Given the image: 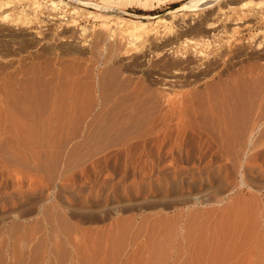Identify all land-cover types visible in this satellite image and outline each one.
<instances>
[{
	"label": "rangeland",
	"instance_id": "374dc122",
	"mask_svg": "<svg viewBox=\"0 0 264 264\" xmlns=\"http://www.w3.org/2000/svg\"><path fill=\"white\" fill-rule=\"evenodd\" d=\"M44 1L50 3L51 0ZM66 1V3H57L54 7L46 10L45 17L50 19V24L42 28L44 31L42 32L45 33L43 38H46L42 40L44 42L36 43V46L31 47L30 50L22 53L18 50L20 48H15L21 47L22 43H19L20 41L14 36L7 37L10 43L5 41L6 38H0V67L2 66L3 70L9 72H3L0 68V93L3 94L4 88L2 87L7 86L8 82L5 84L7 79L12 83L8 84V87L13 86L16 90L22 91V86L18 83L27 77L30 79V77L28 74L24 76L21 69L28 65H36L37 68L33 76H36L35 72H37V76L33 82L35 85L32 84V87L39 88L36 101H38L37 103L41 102L42 116L46 118V114L48 117L49 113H56L57 121H59V125L51 123L53 126H49V124L47 128L43 129L38 127L35 135H38V130L43 134L38 135L40 139L38 142L36 141L37 143L34 141L38 139V136H35L37 139H29V145L25 146L27 148L18 146L20 144L16 139L14 141L12 138L11 140H0V152L2 151L0 155V264H20L19 262L27 264L32 261H36L38 264H92L91 260H99L98 256H101L99 261H103L99 264H112L110 261L112 253L111 255L106 253V255V251L99 250L100 255L99 252L97 253L96 246H94L95 248L91 246L94 250L91 252L97 253L95 255L97 257L88 251L85 252L87 242L103 239L105 243L102 240L101 244L106 245V240L111 237L115 240H122V243H119L114 249L115 254L117 252L118 255L120 254V257H117L119 264H126L125 262L127 264H131V262H133L132 264H142L146 261L145 255H140L138 249L135 251L138 248L136 247L137 243L134 246L132 242L135 237H138L139 242L150 236L151 238H184L188 243H192L191 239L195 237H202L204 240L218 237L229 239L235 235V237L241 235L240 237L258 238L259 234H262L260 231L264 229V58L253 49L255 48V51L258 52L264 51L262 48L264 47V38L259 40L263 42H259L260 44H256L257 42L252 38L258 32L264 33V25H239V28L233 26L232 28H236V35H233L230 27H227L221 38L224 40L223 44L219 43L221 40L217 43L209 41L211 45L208 43L209 46H207L208 44L202 46L205 51L211 49L213 51L214 47L224 45L223 48L227 51L230 48L231 54L235 55L236 52L237 54L233 60L234 56L231 54H229L231 58L229 56L223 58L227 65H224L223 72L221 76L219 75L220 81L219 77L215 75L216 77H207V80L200 79V82L193 76L195 73L191 72V64H186V61H189L186 59H190V53L186 51L188 40L199 38V33L177 26L178 16L171 21L170 30L164 24L154 23L160 14L170 13L173 10L181 12L183 6L190 0H81L99 3L104 7L101 9L79 0ZM203 6V3L200 4L195 11L201 12ZM74 8L78 9L75 14H73ZM120 18L145 22L147 25L141 34L149 32L159 37L160 41L158 40V42L163 44L157 43V41L155 42L157 44L149 43L153 51L161 52L156 60L154 57V59L151 58L152 64L142 65L141 68L133 67V60L137 59L139 54L141 55L140 49L134 48L139 45V42L132 46L122 38L120 31L111 32L110 29ZM66 21L74 23V27L63 25L62 22L66 23ZM19 22L17 21V23ZM103 22L110 24L104 26ZM246 22H250V19ZM17 25L12 28L14 29L13 33L20 31L21 22ZM81 33H83L82 38H90L85 49L65 47V42H74L77 35ZM107 34L112 36L106 40ZM203 35H200L199 39H203L207 34L203 33ZM204 39L210 40V37L206 36ZM168 40H171L172 44L163 46V49L162 45H165ZM238 40L240 43L237 42ZM2 42L5 44L3 45ZM16 42H18L17 45ZM224 42L229 45L226 46ZM239 45L242 48L239 49ZM171 46L172 49L175 46L176 52L174 49L173 51L176 54L163 55L164 51ZM257 47L259 48L257 49ZM178 50H181V55L177 53ZM173 54L174 56H172ZM11 60L12 62H10ZM180 61L183 74L179 75L178 79L175 77L173 83L166 82L164 79L169 78L168 73L179 71L180 68L176 66ZM151 69L150 73L148 70ZM12 70L16 73L14 77ZM154 70L157 71L156 73H160V76ZM9 74L11 76H8ZM33 76L31 75V79ZM161 76L166 78H161ZM13 83L15 84L13 85ZM223 83L224 85L219 87ZM215 84L217 87L211 88ZM225 91L226 94L223 93ZM71 95L73 98L75 97V100L70 97ZM56 96H60L61 99L67 97L64 100V106L60 109L61 112H53ZM78 97H80V101ZM180 97L181 100H179ZM70 98H72L71 101ZM177 102L182 103L177 104L176 111L175 103ZM66 104L72 105L68 107ZM172 109L177 113L170 111ZM185 111L189 113L186 114ZM44 113L46 114L44 115ZM52 114L49 115L52 117ZM174 115H179L181 118L179 116V118L176 116L174 118ZM94 117L95 119H93ZM168 117L170 119L167 120ZM182 117H188V119ZM178 119L181 121L179 120L176 125L175 122ZM164 121L165 125L168 123L175 125L172 128L175 131V135L173 134L175 137L171 136L174 140L170 137L169 144L165 143L167 144L165 149L168 150L173 144L175 146L179 144V150L177 149V153L175 147V154L177 153L178 156L175 155L176 157L173 156V158L165 156L167 159L160 160L152 154L157 150L156 142L143 141L141 138L144 136L142 132L146 131L147 133L153 127V130H157L156 128L162 126ZM65 122L68 123L65 124ZM191 123L193 125H190ZM189 127L191 131H189ZM177 128L187 131L183 132L185 135L182 133L185 137L180 136L178 141H176ZM196 131L200 134H197ZM40 135L42 136L40 137ZM54 135L55 137H53ZM138 135H142L141 138ZM189 135L190 137H188ZM43 136L46 138L43 139ZM135 136H138L140 140H137ZM170 139L172 140L170 141ZM180 139L182 140L180 141ZM221 140L223 145L222 142L220 143ZM127 142L132 145L134 152L144 150L142 148L146 147L145 150L147 149L146 152L151 153V157L149 155H136L137 157H135L134 155L124 159L125 156L120 155L121 151L119 150L129 146L130 144H126ZM175 142L177 143L175 144ZM16 143L18 144L15 145ZM134 143L140 145L141 148L135 147ZM17 147L18 150L20 149L19 152L16 150ZM221 147L223 148L221 149ZM24 149L26 150L23 152L24 154H19ZM116 150L117 156L114 152ZM217 150L218 153L222 152L225 155L221 153V156H212L214 152L217 153ZM143 156L144 158H142ZM158 172L160 173L158 174ZM151 184H162L166 188V192L159 195L147 191L150 190L149 185ZM137 191L139 192L137 193ZM166 193L167 195H165ZM246 221L248 225H246ZM67 224L69 225L66 226ZM234 224H239L238 228L240 225L247 227L240 230ZM248 234L249 236H247ZM187 237L188 239H186ZM40 239L46 240V244L49 242L50 247L43 245L42 248H36V244L41 242ZM138 239L136 240L138 241ZM62 240L73 242L71 245L68 244L69 246H62L63 249L60 247L61 250L57 248L56 251L60 250V254L56 253L53 256L48 254L54 248L52 246L55 242L59 243ZM52 242L54 243L52 244ZM82 244L83 248H80ZM77 247L80 249L78 250ZM76 248L77 251L74 252ZM237 251L235 250L234 253ZM107 252L109 251L107 250ZM56 255L64 257L61 256L58 259L55 257ZM107 256L110 259L109 257L107 259ZM113 260L114 257H112ZM140 260L142 263H138ZM36 262L35 264H37Z\"/></svg>",
	"mask_w": 264,
	"mask_h": 264
},
{
	"label": "bare ground",
	"instance_id": "6f19581e",
	"mask_svg": "<svg viewBox=\"0 0 264 264\" xmlns=\"http://www.w3.org/2000/svg\"><path fill=\"white\" fill-rule=\"evenodd\" d=\"M77 1V0H76ZM79 1H81V0H79ZM67 1L66 0H51L50 1V3H47L46 1H44V0H0V38H3L4 37V39L6 38V40L5 41H7V42H9L8 40H7V37H9V36H14V38H16V39H18L20 42L19 43H22L21 45L20 44H18V45H20L21 47H15V48H20V49H18V50H20V51H22V53L23 52H26V51H28V50H30V48L31 47H35L36 46V43H38V42H44V41H42V40H44L46 37H44L43 38V36H44V34L45 33H43L44 31L42 30V28H43V26H45V25H47V24H50V19H48V18H46L45 17V12H46V10H48L49 8H51V7H54V5H56L57 3H66ZM81 2H83V3H85V4H87V5H91V6H95V7H99L100 9L101 8H104L103 7V5H100L99 3H95V2H91V1H81ZM45 3H47V4H45ZM203 3V8H202V10H201V12H196L195 10H196V8L200 5V4H202ZM90 6V7H91ZM89 7V6H88ZM106 7V6H105ZM98 8V9H99ZM181 11V10H180ZM195 11V12H194ZM78 12V9L77 8H74V11H73V14H75V13H77ZM96 15V14H95ZM179 17V23L177 24V26H179L180 28H182V29H184V30H186V29H188L189 31H191V32H197V33H199L198 35H199V38L201 37L200 35H203V33H205V34H207L206 36H208V37H210V40H208V39H199V38H197V39H190V40H188V49H186V51H189V53H190V59H186V60H189V61H186V64H191L190 65V67H191V72L192 73H195V74H193V76L195 77V78H197V79H206L207 80V77H210L211 78V76H214V77H216V76H218L219 77V75L221 76V73L223 72L222 71V69H223V67H224V65H227V64H225L226 62H224L223 61V58L225 59L226 57L225 56H229V54H231V51H229L230 50V48H229V50L227 51L225 48H223V46L224 45H220L221 43H222V41H224V40H221V38H222V34L224 33L223 31L227 28V27H230L232 30V33H234L233 35H236V28H239V25H241V26H243V25H245V26H248V25H252V24H256L257 26L259 25V24H261V25H264V0H190L189 2H187L184 6H183V9H182V11L181 12H179L178 10H173V11H171L170 13H166V14H160L159 15V17H157L156 19H155V21H154V23H157V24H164L165 26H166V28H168V30H170L171 29V26H170V23H171V21L173 20V18H175V17ZM46 18V19H45ZM248 19H250V22H246ZM17 21H20L21 22V25H20V31L17 33L16 31H15V33H13L12 31L14 30V29H12L13 27H14V25H17V24H19V23H17ZM71 22H73V21H71ZM58 24H59V22H58ZM60 24H61V22H60ZM62 24L63 25H65V26H68V27H74V23H69L68 21H66V23L64 22H62ZM108 24H110V23H108V22H103V25L104 26H106V25H108ZM146 23L145 22H140V21H135V20H131V19H127V18H120V19H118L117 21H116V23L115 24H113V26H111V32L112 31H116V30H118V31H120L121 32V34H122V38H124L129 44H133V45H136L138 42H139V45H137L136 47L134 46V48L135 49H137V50H139L140 49V52H141V55L139 54L137 57H135V58H137V59H134L133 61V67L134 66H145V65H147L148 63H151L150 62V60H151V58H155V60H156V58H158L159 57V55H160V53L161 52H159V53H157V52H155V51H153L152 49L153 48H151V46H150V44H154L156 41H157V43H160V42H158V40H159V37L158 36H155V34L153 33V34H150L149 32L148 33H146V34H141V32H142V30L143 29H145V27H146ZM18 26V25H17ZM16 26V27H17ZM233 26H236V28L234 27V28H232ZM238 26V27H237ZM240 26V27H241ZM15 28V27H14ZM43 31V32H42ZM188 32V31H187ZM226 32H227V30H226ZM75 33V32H74ZM237 33H239V32H237ZM82 34L83 33H81V34H79V35H77V37L75 38V40H74V42H70V41H67V42H65L64 44L66 45L65 47H69V48H84L85 49V45H87V42L89 41V39H87V38H82L81 36H82ZM111 34V33H110ZM110 34H107L105 37H106V40L108 39V38H110L112 35H110ZM51 35H53V34H51ZM93 35V34H92ZM197 35V34H196ZM204 36V35H203ZM10 37V38H11ZM84 37V36H83ZM237 37V36H236ZM13 38V39H14ZM48 38V37H47ZM53 38V37H52ZM98 38V37H97ZM101 38V37H100ZM235 38V37H234ZM241 38V37H240ZM264 38V33H256V34H254L253 35V41H255V42H257L256 44H260L259 42H261V41H259L260 39L262 40ZM12 39V40H13ZM49 39V38H48ZM47 39V40H48ZM74 39V38H73ZM238 39V38H237ZM46 40V41H47ZM67 40V39H66ZM102 40V39H101ZM172 40V39H171ZM171 40H168V41H166L165 42V45H162V47L163 46H170V44H172V42H171ZM221 40V42H219ZM235 40H236V38H235ZM3 41V40H2ZM11 41V40H10ZM16 41V40H15ZM14 41V42H15ZM94 41V40H93ZM103 41H104V39H103ZM160 41V40H159ZM209 41L210 42H219L220 44H218V45H220V46H216V47H214L215 48V50H213V51H205V50H203L202 48V46H204L205 44H208L209 43ZM241 41V40H240ZM62 42H64L63 40H62ZM96 42V41H95ZM105 42V41H104ZM162 42H164V41H162ZM212 42V43H213ZM237 42H239V40L237 41ZM242 42V41H241ZM3 43V42H2ZM10 43V42H9ZM17 43L18 42H16V45H17ZM89 43V42H88ZM127 43V44H128ZM150 43V44H149ZM157 43H155V44H157ZM187 43V42H186ZM185 43V44H186ZM226 43L227 42H224V44L226 45ZM240 43V42H239ZM261 43H263V42H261ZM5 43H3V45H4ZM43 44V43H42ZM99 44V43H98ZM160 44H163V43H160ZM210 44V43H209ZM209 44L207 45V46H209ZM223 44V43H222ZM255 44V43H254ZM15 45V46H16ZM41 45V44H40ZM54 45V44H53ZM58 45V44H57ZM90 45V44H89ZM96 45V44H95ZM132 45V46H133ZM146 45H148V46H146ZM211 45V44H210ZM217 45V44H216ZM229 44H227L226 46H228ZM235 45V44H234ZM237 45V44H236ZM241 45V44H240ZM239 45V49H240V46ZM243 45V44H242ZM8 47V45H5V47ZM52 46V45H51ZM63 46V45H62ZM146 46V47H145ZM245 46V45H244ZM243 46V47H244ZM256 46V45H255ZM2 47V46H1ZM4 47V48H5ZM38 47V46H37ZM61 47V46H60ZM96 47V46H95ZM98 47H99V45H98ZM98 47H96L97 49H99ZM127 47V46H126ZM131 47V46H130ZM155 47H156V45H155ZM158 47V46H157ZM161 47V46H160ZM184 47V46H183ZM254 47V46H253ZM52 48H53V46H52ZM68 48V49H69ZM129 48V47H128ZM132 49H133V47H131ZM131 48H130V50H128L129 51V53H130V51H131ZM180 48V47H179ZM178 48V49H179ZM186 48V47H185ZM207 48V47H206ZM213 48V49H214ZM227 48V47H226ZM236 48V47H235ZM242 48V47H241ZM259 47H257V49H258ZM262 48H264V47H262ZM3 49V48H2ZM34 49H36V48H34ZM74 49V50H75ZM80 49V50H81ZM163 49H164V47H163ZM166 49V48H165ZM172 49V46H171V48H167L165 51L164 50H162V48H161V50L162 51H164V53H163V55H165V56H167V55H171V53H174V51H173V49L175 50V52H176V48H175V46L173 47V49ZM244 49V48H243ZM4 50V49H3ZM11 50V49H10ZM83 50V49H82ZM137 50H135V51H137ZM159 50V49H158ZM158 50H156V51H158ZM160 50V51H161ZM261 50V49H260ZM8 51V50H7ZM12 51V50H11ZM72 51V50H71ZM181 51V50H180ZM180 51L178 50V52L177 53H179V55H181L180 54ZM233 52H234V50H232ZM236 51H241V50H236ZM242 51H244V50H242ZM241 51V52H242ZM246 51V50H245ZM253 51L254 52H256L257 54H259V55H262L263 56V58H264V51H261V52H258L257 50L255 51V48L253 49ZM2 52H4V51H2ZM19 52V51H18ZM127 52V51H126ZM140 52H138V53H140ZM182 52H183V50H182ZM8 53V52H7ZM137 53V54H138ZM185 53V52H184ZM184 53H182V55L184 54ZM240 53V52H239ZM238 53V54H239ZM18 54H20V53H18ZM174 54H176V53H174ZM174 54L172 55V56H174ZM236 54H237V52H236ZM235 54V55H236ZM251 54V53H250ZM253 54H255V53H253ZM256 54V55H257ZM4 55H6L7 56V54H4ZM231 55H233V54H231ZM235 55H233L234 56V58H232V60L233 59H235ZM241 55V54H240ZM14 56V55H13ZM17 56V55H16ZM184 56V55H183ZM185 56H186V54H185ZM232 56V57H233ZM242 56V55H241ZM250 56V55H249ZM252 56V55H251ZM10 57V56H9ZM27 57H29V56H27ZM230 58H231V56H229ZM229 57H227L228 59H229ZM25 58V57H24ZM31 59L33 58V56L32 57H30ZM39 58V57H38ZM153 58V59H154ZM177 58V57H176ZM180 58V57H179ZM178 58V59H179ZM187 58H188V56H187ZM236 58H238L237 56H236ZM240 58V57H239ZM255 58V57H254ZM257 58V57H256ZM173 59V58H172ZM8 60V59H7ZM28 60V59H27ZM159 60V59H158ZM174 60V59H173ZM179 60H181V59H179ZM183 60V59H182ZM170 61V60H169ZM172 61V60H171ZM177 61V60H176ZM185 61V60H184ZM184 61H183V63H184ZM231 61V60H230ZM10 62H12V60L10 61ZM14 62V61H13ZM173 62V61H172ZM175 62V61H174ZM8 63H9V61H8ZM33 63V62H32ZM36 63V62H35ZM160 63V62H159ZM162 63H164V62H162ZM176 63V62H175ZM228 63V62H227ZM152 64V63H151ZM168 64V63H167ZM181 64H182V62L180 61L179 63H178V65L176 66V67H178V68H180V69H178L179 71H177V72H173V73H168L169 75V78L168 79H164L166 82H169V83H171L172 81H174V78L175 77H177V79H178V76L179 75H181V74H183V72H182V70H183V68L182 67H180L181 66ZM21 65V64H20ZM26 65V64H25ZM149 65V64H148ZM185 65V64H184ZM184 65H182V66H184ZM255 65H257V64H255ZM254 65V66H255ZM5 66H7V65H5ZM10 67H11V64L9 65ZM14 66V65H13ZM22 66H23V64H22ZM158 66V65H157ZM157 66H155L156 68H157ZM163 66H165V64H163ZM167 66V65H166ZM174 66H175V64H174ZM188 66V65H187ZM253 66V65H252ZM251 66V67H252ZM253 66V67H254ZM259 66V65H258ZM257 66V67H258ZM2 67V66H1ZM0 67V68H1ZM8 67V66H7ZM150 67H152V66H150ZM149 67V68H150ZM154 67V66H153ZM250 67V68H251ZM252 67V68H253ZM6 68V67H5ZM36 68H37V66L36 65H31V66H29L28 65V67H26L25 66V68H22L21 70H22V73H24V76L26 75V74H28V76L30 77V79L27 77L25 80H23V81H21V83H18V84H21L20 86H22L21 87V90L22 91H18V90H16L15 88H13V86H11V87H8V84H12V83H10L9 81H7V80H9V79H5L6 81H5V84H6V82H8L7 83V86H4V87H2V88H4L3 89V94H1V96H0V140H2V139H4V140H8V139H10L11 140V138H12V140L14 141V139H16L17 141H19V144L20 145H18V146H23V148L25 147V146H28L29 145V143H28V141H30L29 139H32V138H36L37 139V137H35V136H38L39 134H43V133H39V130H38V135H35V133L37 134V129H38V127H40V128H44V127H48V125L49 126H53L54 124H57V125H59L58 123H59V121H57V119H58V116H57V118H56V113H54V114H52V113H49V114H52L53 116L51 117L49 114H48V117L46 116L47 114L46 113H48V112H46V113H44V115H45V117L46 118H44L43 116H42V109H43V107H42V105H41V102L39 101V103H37L38 101H36L37 100V98H38V94H39V91H37V89H39V88H35V87H32V84H34L33 82H35L34 81V79L36 78V76H37V72H35L36 73V76H33V74H34V71L36 70ZM141 68V67H140ZM147 68V67H146ZM149 68H147V69H149ZM169 68V67H168ZM8 69H10V68H8ZM39 69V68H38ZM157 69H159V68H157ZM162 69H163V67H162ZM167 69V68H166ZM188 69V68H187ZM1 70H3L2 68H1ZM19 70H20V68H19ZM21 70H20V73H21ZM160 70V69H159ZM169 70V69H168ZM5 70H3V72H4ZM7 72H8V70H6ZM5 71V72H6ZM11 71V70H10ZM15 71V70H14ZM38 71V70H37ZM142 71V70H141ZM149 72L150 71H152V69L151 70H148ZM12 72H13V70H12ZM138 72V71H137ZM154 72H155V70H154ZM157 72V71H156ZM155 72V73H156ZM160 72H161V70H160ZM168 72V71H167ZM9 73V72H8ZM40 73V72H39ZM133 73V72H132ZM151 73V72H150ZM149 73V74H150ZM2 74V73H1ZM6 74V73H5ZM11 74V73H10ZM8 75V76H11V75ZM16 73H14L13 72V77H14V75H15ZM17 74H18V72H17ZM30 74V75H29ZM149 74H148V76H149ZM153 74V73H152ZM151 74V75H152ZM156 74H160V73H156ZM162 74V73H161ZM165 74H166V72H165ZM187 74V73H186ZM7 75V74H6ZM20 75V74H19ZM31 75L33 76L32 77V79H31ZM143 75V74H142ZM154 75V74H153ZM163 75V74H162ZM216 75V76H215ZM240 75V74H239ZM27 76V75H26ZM156 76V75H155ZM154 76V77H155ZM160 76V75H159ZM189 76V75H188ZM21 77V76H20ZM164 76H161V78H163ZM187 77V75L185 76V78ZM239 77V76H238ZM243 77V76H242ZM11 78V77H10ZM164 78H166V77H164ZM234 78H236V77H234ZM241 78V77H240ZM13 79V78H12ZM21 79V78H20ZM29 79V80H28ZM158 79V78H157ZM176 79V80H177ZM220 77H219V81H220ZM223 79V78H222ZM189 80V79H188ZM233 80V79H232ZM140 81V80H139ZM234 81V80H233ZM14 82V81H13ZM157 82V81H156ZM165 82V83H166ZM177 82H178V80H177ZM191 82V81H190ZM199 82V81H198ZM200 82H201V80H200ZM203 82H205V81H203ZM215 82H216V80H215ZM222 82H224L223 80H222ZM221 82V83H222ZM226 82V81H225ZM163 83V82H162ZM173 83V82H172ZM192 83V82H191ZM194 83V82H193ZM196 83H197V80H196ZM195 83V84H196ZM220 83V82H219ZM228 83V82H227ZM15 83H13V85H14ZM17 84V85H18ZM166 84H168V83H166ZM165 84V85H166ZM179 84H181L180 83V81H179ZM199 84V83H198ZM205 84V83H204ZM209 84V83H208ZM208 84H207V87H208ZM218 84V83H217ZM226 84V83H225ZM35 85V84H34ZM172 85V84H171ZM212 85V84H211ZM211 85H209V86H211ZM219 85V84H218ZM224 85V83L222 84V85H220L219 87H222ZM227 85V84H226ZM175 86V85H174ZM217 87V85L215 84V85H213V86H211V88H213V87ZM228 86V85H227ZM66 87V86H65ZM141 87V86H140ZM140 87H138V88H140ZM166 87V86H165ZM185 87H187V86H185ZM192 87V86H191ZM199 87V86H198ZM225 87V86H224ZM223 87V88H224ZM172 88V87H171ZM174 88H176V87H174ZM182 88H184V87H182ZM1 89V88H0ZM202 89V88H201ZM207 89H209V88H207ZM221 89V88H220ZM66 90V89H65ZM74 90H76V89H74ZM73 90V91H74ZM78 90V89H77ZM139 90V89H138ZM138 90H137V92H138ZM195 90V89H194ZM197 90V89H196ZM217 90H219V89H217ZM222 90V89H221ZM2 91V90H1ZM63 91H64V89H63ZM190 91V90H189ZM220 91V90H219ZM222 91H224V89L222 90ZM228 91V90H227ZM38 92V93H37ZM53 92V91H52ZM51 92V93H52ZM77 92V91H76ZM75 92V93H76ZM140 92V91H139ZM143 92V91H142ZM194 92V91H193ZM214 92V91H213ZM229 92V91H228ZM42 93V92H41ZM66 93V92H65ZM188 93V92H187ZM224 94H226V91L225 92H223ZM63 94H64V92H63ZM73 94V93H72ZM79 94H81V93H79ZM137 94V93H136ZM142 94V93H141ZM176 94H178V93H176ZM58 95H61V94H58ZM199 96H200V94H198ZM218 95V94H217ZM48 96V95H47ZM74 96H76L75 94H74ZM175 96V95H174ZM188 96V95H187ZM222 96V95H221ZM227 96V95H226ZM44 97V96H43ZM42 97V98H43ZM57 97V96H56ZM66 97V96H65ZM70 97H72L73 98V96L71 95ZM77 97V96H76ZM182 97V96H181ZM181 97H180V99L179 100H181ZM59 98V99H58ZM64 98V97H63ZM67 98V97H66ZM66 98H64V99H61L60 98V96L59 97H57V100L55 101V105H54V108H53V112H57V111H60V109H61V107L62 106H64V100L66 99ZM68 98H69V96H68ZM72 98H70L69 100L71 101L72 100ZM79 98L80 97H78V100H79ZM175 98H177V97H175ZM174 98V99H175ZM186 98H188V97H186ZM197 98V97H196ZM221 98V97H220ZM74 100H75V97L73 98ZM170 99V98H169ZM173 99V100H174ZM183 99V98H182ZM68 100V101H69ZM73 100V101H74ZM188 100H189V98H188ZM198 100V99H197ZM69 101V102H70ZM80 101V100H79ZM183 101V100H182ZM207 101V100H206ZM42 102H44V100L42 99ZM172 102H174V101H172ZM172 102H171V104H172ZM176 102V101H175ZM46 103V102H45ZM54 103V102H53ZM71 103V102H70ZM170 103V102H169ZM169 103H167V104H169ZM180 103H182V102H180ZM180 103H175L176 104V111H177V109H178V105H180ZM85 104V103H84ZM178 104V105H177ZM72 105V104H71ZM70 105V106H71ZM78 105V104H77ZM173 106H175L174 105V103L172 104ZM46 106V105H45ZM44 106V107H45ZM51 106V105H50ZM66 106H68V107H70L68 104H66ZM82 106V105H81ZM85 106V105H84ZM87 106V105H86ZM189 106V105H188ZM224 106V105H223ZM74 107V106H73ZM76 107H78V106H76ZM80 107V106H79ZM226 107V106H225ZM48 109H49V107H47ZM52 108V107H51ZM75 108V107H74ZM182 108H183V104H182ZM181 108V109H182ZM192 108V107H191ZM220 108H221V106H220ZM83 109H84V107H83ZM92 109V108H91ZM167 109V108H166ZM169 109V108H168ZM171 109V108H170ZM185 110H187V108H184ZM183 109V110H184ZM45 110H46V108H45ZM67 110H69V109H67ZM70 110H71V108H70ZM69 110V111H70ZM73 110V109H72ZM69 111H67V112H69ZM76 111H78V110H76ZM83 111V110H82ZM170 111H172V112H174L173 111V109L172 110H170ZM182 111V110H181ZM189 111H190V109H189ZM51 112V111H50ZM61 112V111H60ZM66 112V111H65ZM71 112V111H70ZM69 112V113H70ZM171 112V113H172ZM219 112V111H218ZM226 112V111H225ZM64 113V112H63ZM78 113V112H77ZM165 113H167L166 111H165ZM175 113V112H174ZM177 113V112H176ZM175 113V114H176ZM184 113H186V114H188L186 111L184 112ZM184 113H182V114H184ZM222 113V112H221ZM181 114V113H180ZM179 114V115H180ZM66 115V114H65ZM80 115V114H79ZM94 115V114H93ZM168 115V114H167ZM178 115V116H179ZM222 115V114H221ZM50 116V117H49ZM71 116H72V114H71ZM74 116H75V114H74ZM95 116V115H94ZM106 116H108V115H106ZM168 116H172V115H168ZM175 116L176 115H174V118H175ZM178 116H176V118H179ZM184 116V115H183ZM187 116V115H186ZM189 116H190V114H189ZM225 116H227L226 114H225ZM81 117H82V115H81ZM84 117H85V114H84ZM109 117V116H108ZM161 117V116H160ZM163 117V116H162ZM222 117V116H221ZM59 118H60V116H59ZM62 118V117H61ZM70 118V117H69ZM68 118V119H69ZM172 118V117H171ZM181 118V117H180ZM182 118H184V119H188V117L187 118H185V117H182ZM223 118V117H222ZM74 119H75V117H74ZM80 119V118H79ZM93 119H95V117L93 118ZM164 119V118H163ZM168 119H170V117H168L167 118V120ZM59 120H61V119H59ZM63 120V119H62ZM85 120V119H84ZM162 120V119H161ZM180 119H178L175 123H176V125H177V122L179 121ZM183 120V119H182ZM197 120V119H196ZM71 121V120H70ZM104 121V120H103ZM159 121H160V118H159ZM181 121V120H180ZM190 121V120H189ZM229 121V120H228ZM75 122V121H74ZM78 122V121H77ZM174 122V121H173ZM51 123H53V125L51 124ZM68 122H65V124H67ZM84 123V122H83ZM82 123V124H83ZM162 123H163V120H162ZM166 123H167V121H166ZM198 123V122H197ZM227 123V122H226ZM225 123V124H226ZM63 124V123H62ZM76 124V123H75ZM88 124V123H87ZM100 124V123H99ZM104 124V123H103ZM186 124H188V123H186ZM224 124V125H225ZM61 125V124H60ZM70 125V124H69ZM155 125V124H154ZM160 125H162V124H160ZM172 125V124H171ZM170 125V123H168V124H166L165 125V121H164V124L162 125V126H160L159 128L157 127L156 129L157 130H153V128H152V130H153V132H151L152 130H150L149 132H151V133H149L148 131H147V133H146V131H145V133H146V136H145V133H143L142 132V134H144V136H142V138H141V136H139V138H141V140H143V141H147V140H152L151 141V143L154 141V143H155V145H157V150L155 151V149H154V151H155V153H152V154H154L155 156H157V158H159L160 160L161 159H164L165 158V156H171L172 158H173V156H175V155H177V153H178V151H177V149L179 150V147H178V145L177 146H175L174 144L172 145L171 143H170V145H172V146H170L169 147V149L168 150H166L165 149V146L167 145V144H165L166 142L168 143V140H169V138L175 133V131H174V129H172L173 128V126H175V125H172L171 126ZM185 125V124H184ZM190 125H193L192 123L190 124ZM227 125H228V123H227ZM64 126V125H63ZM84 126V125H83ZM87 126H89V125H87ZM101 126V125H100ZM187 126V125H186ZM220 126V125H219ZM55 127H57V126H55ZM114 127V126H113ZM179 127V126H178ZM182 128H184L185 126H181ZM231 127V126H230ZM45 128V129H46ZM58 128V127H57ZM62 128V127H61ZM94 128V127H93ZM187 128H188V126H187ZM193 128H195V127H193ZM226 128H228L227 126H226ZM232 128V127H231ZM230 128V129H231ZM52 129V128H51ZM60 129V128H59ZM90 129V128H89ZM198 129H200V128H198ZM188 130V129H187ZM197 130V129H196ZM229 130V129H228ZM255 130V129H254ZM45 131V130H44ZM49 131H50V129H49ZM55 131H58V130H55ZM129 131V130H128ZM184 131H186V130H181V129H179V128H177V135H176V141H178L179 139V137L181 136V137H183V135H185L184 133ZM189 131H191L190 130V127H189ZM195 131V130H194ZM198 131V130H197ZM196 131V132H197ZM219 131V130H218ZM231 131H232V129H231ZM250 131V130H249ZM54 132V131H53ZM93 132V131H92ZM184 132V133H183ZM187 132V131H186ZM226 132H227V130H226ZM225 132V133H226ZM236 132V131H235ZM49 133V132H48ZM86 133V132H85ZM138 133V132H137ZM149 133V134H148ZM182 133H183V135H182ZM225 133H223V134H225ZM228 133V132H227ZM226 133V134H227ZM45 134V133H44ZM52 134V133H51ZM139 134H140V131H139ZM148 134V135H147ZM187 134V133H186ZM190 134V133H189ZM197 134H200V133H198L197 132ZM203 134V133H202ZM219 134V133H218ZM217 134V135H218ZM222 134V133H221ZM233 134V133H232ZM235 134V133H234ZM46 135V134H45ZM57 135V134H56ZM79 135V134H78ZM77 135V136H78ZM90 135V134H89ZM88 135V136H89ZM91 135H92V133H91ZM90 135V136H91ZM94 135V134H93ZM97 135V134H96ZM175 135V134H174ZM173 135V137H175ZM194 135V134H193ZM196 135V134H195ZM231 135V134H230ZM42 135H40V137H41ZM47 136V135H46ZM111 136V135H110ZM118 136V135H117ZM138 136H135V137H137L136 139L137 140H140L139 138H138ZM202 136V135H201ZM226 136H228V135H226ZM225 136V137H226ZM232 136V135H231ZM234 136V135H233ZM49 137V136H48ZM53 137H55V135L53 136ZM95 137V136H94ZM122 137H124V136H122ZM133 137V136H132ZM131 137V138H132ZM173 137H171L172 139H173ZM180 137V138H181ZM185 137V136H184ZM183 137V138H184ZM188 137H190V135L188 136ZM219 137V136H218ZM250 137H251V135H250ZM46 138V137H45ZM44 138V136H43V139H45ZM87 138V137H86ZM99 138V137H98ZM130 138V137H129ZM227 138V137H226ZM230 139H231V137H229ZM234 138V137H233ZM40 138H39V136H38V139L37 140H35L34 142L35 143H37L38 142V140H39ZM85 139V138H84ZM88 139V138H87ZM120 139V138H119ZM135 139V140H136ZM172 139H170V141L172 140ZM188 139H190V138H188ZM229 139V140H230ZM9 140V141H10ZM42 140V139H41ZM49 140V139H48ZM47 140V141H48ZM89 140V139H88ZM127 140H129V139H127ZM131 140V139H130ZM134 139H132L131 141H133ZM136 140V141H137ZM174 140V139H173ZM182 139H180V141H181ZM237 140V139H236ZM12 141V142H13ZM16 141V142H17ZM37 141V142H36ZM43 141V140H42ZM90 141V140H89ZM131 141H129V142H131ZM169 141V142H170ZM231 141H232V139H231ZM40 142V141H39ZM82 142V141H81ZM87 142V141H86ZM111 142V141H110ZM123 142V141H122ZM126 142V141H125ZM129 142H127L126 144H130ZM138 142V141H137ZM148 142V141H147ZM147 142L145 143L146 145H147ZM174 142V141H173ZM172 142V143H173ZM219 142V141H218ZM222 142V140L220 141V143ZM1 143H3V142H1ZM7 144H8V142H6ZM14 143V142H13ZM34 143V144H35ZM41 143V142H40ZM140 143V142H139ZM150 143V142H149ZM177 142H175V144H176ZM219 143V144H220ZM6 144V145H7ZM12 144V143H11ZM18 143H16L15 145H17ZM123 144V143H122ZM121 144V145H122ZM135 144V143H134ZM133 144V145H134ZM137 144V143H136ZM135 144V145H136ZM141 144V143H140ZM145 144H143L142 143V145H145ZM169 144V143H168ZM188 144V143H187ZM38 145V144H37ZM124 145V144H123ZM122 145V146H123ZM134 145V146H135ZM141 145V146H142ZM149 145H151V144H149ZM183 145V144H182ZM184 145H186V144H184ZM221 145V144H220ZM222 145H223V142H222ZM125 146V145H124ZM133 146V147H134ZM138 145H136L135 147H137ZM169 146V145H168ZM8 147V146H7ZM138 147H140V145L138 146ZM137 147V148H138ZM145 147V146H144ZM148 147V146H147ZM175 147H176V154H175ZM229 147H231V146H229ZM6 148V147H5ZM25 148H27V147H25ZM40 148V147H39ZM117 148V147H116ZM141 148V147H140ZM146 148V147H145ZM145 148H142V149H144V150H141V151H135L134 152V150L132 149V145L130 144L129 146H125L124 147V149H123V147H122V150L120 149L119 151H121V153H120V155L122 154V155H124L125 157H124V159H128L127 157H129V156H134L135 155V157H137V156H142V155H146V156H150V154L151 153H148V152H146L147 151V149L145 150ZM151 148H153L152 146H151ZM184 148V147H183ZM223 147H221V149H222ZM8 149V148H7ZM31 149H33V148H31ZM47 149V148H46ZM136 149V148H135ZM185 149V148H184ZM226 149V148H225ZM225 149H223L224 151H225ZM1 150V149H0ZM2 150H4L3 149V147H2ZM17 152H19V150H18V147H17ZM138 150V149H137ZM140 150V149H139ZM150 150V149H149ZM210 150V149H209ZM216 150V149H215ZM219 150V149H218ZM217 150V153L216 152H214V154H212V156L213 155H215V157L216 156H221L222 154L221 153H218L219 151ZM11 151V150H10ZM13 151V150H12ZM24 151H26L25 149L21 152L20 151V153L19 154H21L22 153V155L24 154L23 152ZM28 151V150H27ZM48 151V150H47ZM118 151V152H119ZM152 151V150H151ZM150 151V152H151ZM211 151V150H210ZM2 152V151H1ZM1 152H0V155H1ZM115 153L117 152V150L116 151H114ZM212 152V151H211ZM230 152V151H229ZM11 153V152H10ZM15 154H16V152H14ZM111 153V152H110ZM113 153V152H112ZM114 153V154H115ZM207 153V152H206ZM14 154V155H15ZM34 154V153H33ZM114 154H112V156L113 157H115L114 156ZM202 154V153H201ZM205 154V153H204ZM10 155V154H9ZM12 155H13V152H12ZM28 155V154H27ZM108 155V154H107ZM111 155V154H110ZM109 155V156H110ZM137 155V156H136ZM223 155H225V154H223ZM11 156V155H10ZM46 156V155H45ZM116 156H117V153H116ZM178 156V155H177ZM205 156V155H204ZM211 156V155H210ZM106 157V156H105ZM111 157V156H110ZM112 157V158H113ZM120 157V156H119ZM119 157H117V158H119ZM122 157V156H121ZM151 157V156H150ZM149 157V158H150ZM167 157L165 158V159H167ZM176 157V156H175ZM222 157H224V156H222ZM253 157V156H252ZM106 158H108V157H106ZM105 158V159H106ZM131 158H133V157H131ZM130 158V159H131ZM141 158V157H140ZM142 158H144V156L142 157ZM156 158V157H155ZM179 158V157H178ZM212 158H214V157H212ZM134 159V158H133ZM154 159V158H153ZM214 159H216V158H214ZM144 160V159H143ZM253 160V159H252ZM251 160V161H252ZM136 161V160H135ZM139 161V160H138ZM164 161V160H163ZM160 162V161H159ZM162 162V161H161ZM254 162V161H253ZM175 163V162H174ZM154 165V164H153ZM178 166V165H177ZM154 167V166H153ZM176 167V166H175ZM179 167V166H178ZM177 167V168H178ZM176 168V169H177ZM250 168V167H249ZM171 169V168H170ZM179 169H181V168H179ZM97 171V170H96ZM182 171H183V169H182ZM160 172H158V174H159ZM163 174V173H162ZM144 175H146L145 173H144ZM216 175V174H215ZM228 175V174H227ZM143 177V176H142ZM175 177V176H174ZM223 177V176H222ZM222 177H221V179H222ZM167 178V177H166ZM179 178V177H178ZM216 178V177H215ZM168 179V178H167ZM218 179V178H217ZM228 179V178H227ZM160 180V179H159ZM219 180V179H218ZM224 180V179H223ZM218 183V182H217ZM174 184V183H173ZM210 184V183H209ZM220 184V183H219ZM218 184V185H219ZM221 185V184H220ZM173 186H176V185H173ZM190 186V185H189ZM149 187H150V190H147V191H149V192H151V193H157V194H163V193H165L166 192V188L162 185V184H151V185H149ZM172 187V186H171ZM133 188V187H132ZM129 189H131V188H129ZM139 189V188H138ZM168 190V189H167ZM174 190H176L175 188H174ZM131 191H132V189H131ZM131 191H130V195H131ZM141 191H143L142 189H141ZM133 192H135L134 190H133ZM139 191H137V193H138ZM169 192V191H168ZM143 193V192H142ZM148 194V193H147ZM127 195V194H126ZM144 195V194H143ZM165 195H167V193L165 194ZM164 195V196H165ZM118 196V195H117ZM145 196V195H144ZM133 198V197H132ZM132 200V199H131ZM78 202V201H77ZM90 203V202H89ZM96 203V202H95ZM94 203V204H95ZM82 206V205H81ZM118 209V208H117ZM111 212V211H110ZM109 214V213H108ZM94 216V215H93ZM92 216V217H93ZM51 218H52V216H51ZM94 218V217H93ZM98 218V217H97ZM89 219V218H88ZM93 220V219H92ZM90 221V220H89ZM95 221V220H94ZM94 221H92V222H94ZM63 222H64V220H63ZM240 222V221H239ZM51 223V222H50ZM65 223V222H64ZM246 223H247V221H246ZM245 223V224H246ZM133 224V223H132ZM69 224H67L66 226H68ZM234 225H236V224H234ZM237 225H239V224H237ZM236 225V228H238V226ZM246 225H248V223L246 224ZM246 225H240L239 226V228H240V230H241V228H245V227H247ZM65 226V227H66ZM141 226V225H140ZM254 226V225H253ZM251 227V226H250ZM62 228V227H61ZM67 228V227H66ZM71 228H72V226H71ZM238 228V229H239ZM264 228V227H263ZM247 229V228H246ZM246 229H244V230H246ZM67 231H68V229H66ZM70 230V229H69ZM244 230H242V231H244ZM258 230V229H257ZM65 231V230H64ZM252 231V230H251ZM255 231V230H254ZM260 231V230H259ZM253 232V231H252ZM260 233H262L261 235L259 234V237L257 238V237H253V238H251V237H240V236H238V237H232V238H229V239H227V238H222L221 237V239L218 237V238H213V239H205L204 240V238L202 239V237L199 239L198 237L196 238H193V239H191V241H193L192 243H188V241H186L184 238H180V239H175V237H171V238H165V237H163V238H161V237H159V238H151L150 236L149 237H147V238H145V239H143V241L142 242H139L140 240L138 239V237L136 238L135 237V239H133V244H134V246H135V244L137 245L136 247H138V248H136L135 249V251L138 249V252L140 253V255H145L144 257H145V262L144 263H142L141 262V260H140V262H138V263H142V264H264V238H263V236H264V229L262 230V231H260ZM250 234H251V232H250ZM67 235V234H66ZM246 235V234H245ZM247 236H249V234L247 235ZM254 236V235H253ZM257 236V235H256ZM261 236V237H260ZM177 238V237H176ZM191 238V237H190ZM206 238V237H205ZM122 239V238H121ZM136 239H138V241L136 240ZM184 239V240H183ZM186 239H188V237L186 238ZM217 239V240H216ZM97 240H99V241H97ZM103 240V239H102ZM102 240L100 241V239H95V241H89V242H87L86 243V251L84 250V249H82L83 251H85V252H90V253H92L94 250L91 248V246L92 247H94V246H96V250H98L97 251V253L99 252V254L101 253L99 250H101V251H106L105 252V254L107 253L108 255H111V253H112V256H111V263L112 264H119L118 262V258L117 257H120V254L118 255V252L115 254V247H117L118 245H119V243H122V240L121 241H119L118 239H114V238H112L111 237V239L109 238V239H107L106 240V245H102L101 244V242H102ZM40 241L41 242H39L38 244H36V248H42L41 246H43V245H49L48 243L46 244V240H44V239H40ZM46 241V242H45ZM105 240H103V242H104ZM32 242V241H31ZM57 242V241H56ZM55 242V244H54V246H52V250H50L49 251V253L48 254H50L51 256H53V255H55L56 253H59L60 254V250H61V248L60 247H62V246H69L68 244H72V242L73 241H70V240H67V241H61V242H59V243H56ZM54 242H52V244H53ZM82 243H83V241H82ZM105 243V242H104ZM123 244H124V242H123ZM196 244V245H195ZM34 245V244H33ZM79 245V244H78ZM90 245V246H89ZM195 245V248L193 247ZM30 246V245H29ZM81 247L80 248H83V244L82 245H80ZM103 248H102V247ZM49 247H50V245H49ZM64 247V248H65ZM128 247V246H127ZM133 247V246H132ZM190 247H192V248H190ZM197 247V248H196ZM35 247H34V249H36ZM57 248H60V250H59V252H57L56 250H57ZM68 248V247H67ZM78 248V250L80 249L79 247H77ZM77 248H76V250L74 251V252H76L77 251ZM95 248V247H94ZM119 248V247H118ZM28 249H30L29 247H28ZM33 249V250H34ZM44 249V248H43ZM62 249H63V247H62ZM92 249V250H91ZM117 249V248H116ZM37 250H39V249H37ZM95 250V251H96ZM107 250L110 252V254H109V252H107ZM122 250V249H121ZM235 250H238L239 252H241L242 254H240L238 251L236 252V253H234L235 252ZM27 251V250H26ZM32 251V250H31ZM92 251V252H91ZM258 251H259V253H258ZM2 252V251H1ZM20 252V251H19ZM35 252V251H34ZM80 252H82L81 250H80ZM80 252H78V253H80ZM263 252V253H262ZM73 253V252H72ZM89 253V254H90ZM97 253L96 254H94V253H92L94 256L95 255H97ZM113 253H114V255H113ZM120 253V252H119ZM28 254V253H27ZM32 254H33V252H32ZM46 254V253H45ZM44 254V255H45ZM103 254V253H102ZM106 254V255H107ZM101 255V254H100ZM138 255V254H137ZM40 256H41V254H40ZM62 256V255H61ZM61 256H59L58 257V255H56L55 257L57 258L58 257V259L61 257ZM87 256H88V254H87ZM92 256V255H91ZM104 256V255H103ZM131 256V255H130ZM17 257V256H16ZM39 257V256H38ZM38 257H37V259H38ZM62 257H64V256H62ZM89 257V256H88ZM95 257H97V256H95ZM95 257L93 258V259H95ZM108 257L109 256H107V259H108ZM112 257H114V262L112 261ZM136 257V256H135ZM140 257V256H139ZM85 258V257H84ZM89 258H91V257H89ZM98 258H99V260L101 259V256H98ZM104 258H105V256H104ZM129 258V257H128ZM131 258V257H130ZM2 259H4V258H2ZM39 259H40V257H39ZM53 259V258H52ZM102 259H103V257H102ZM109 259H110V257H109ZM16 260V259H15ZM99 260H97V261H93V260H91L92 262V264H99V263H101V262H103L102 260H101V262L99 261ZM84 261V260H83ZM105 262H106V260H104ZM110 261H108L109 263H110ZM130 261H131V259H130ZM4 262V261H3ZM36 262V261H35ZM35 262L34 261H32V263L30 262V263H27V264H35ZM1 263V262H0ZM17 263V262H16ZM20 264H21V262H19ZM37 264H38V262H36ZM81 263V262H80ZM83 263V262H82ZM121 263V262H120ZM126 264H127V262H125ZM133 262H131V264H132ZM23 264V263H22ZM84 264V263H83ZM103 264V263H102ZM105 264V263H104ZM108 264V263H107ZM129 264V263H128Z\"/></svg>",
	"mask_w": 264,
	"mask_h": 264
}]
</instances>
